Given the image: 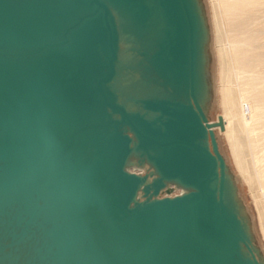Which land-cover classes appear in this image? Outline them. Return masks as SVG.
Here are the masks:
<instances>
[{"label": "water", "instance_id": "water-1", "mask_svg": "<svg viewBox=\"0 0 264 264\" xmlns=\"http://www.w3.org/2000/svg\"><path fill=\"white\" fill-rule=\"evenodd\" d=\"M209 46L203 0H0V264H264Z\"/></svg>", "mask_w": 264, "mask_h": 264}, {"label": "bare ground", "instance_id": "bare-ground-1", "mask_svg": "<svg viewBox=\"0 0 264 264\" xmlns=\"http://www.w3.org/2000/svg\"><path fill=\"white\" fill-rule=\"evenodd\" d=\"M210 4L223 109L217 118L223 129H217L230 133L264 239V0H210Z\"/></svg>", "mask_w": 264, "mask_h": 264}, {"label": "rangeland", "instance_id": "rangeland-1", "mask_svg": "<svg viewBox=\"0 0 264 264\" xmlns=\"http://www.w3.org/2000/svg\"><path fill=\"white\" fill-rule=\"evenodd\" d=\"M205 12L208 20V25L210 29V46H209V54H210V64H211V79L213 83V93H212V99L214 102V105L210 110V121L215 122L217 121L218 116L223 115V109L220 107V100L221 95L218 91V84H219V72H218V59L216 56L215 48H213V29H212V22H211V4L210 0H203ZM248 106H246L245 110L248 112ZM240 115L237 116L238 120H240ZM220 131L219 129L216 130L217 133V139L220 147V151L225 157L227 164L229 165V168L231 170V173L233 174L239 195L241 200L243 201V204L246 208V211L249 215V218L252 223L253 232L255 234V237L257 239V243L259 247L262 250V253L264 255V239L263 234L261 231V226L259 222V215H258V209L255 207V203L253 201L252 196L250 197V190L248 186L244 183L242 177L239 173L238 165L235 161V157L230 145V133ZM179 191H175V194H178Z\"/></svg>", "mask_w": 264, "mask_h": 264}]
</instances>
